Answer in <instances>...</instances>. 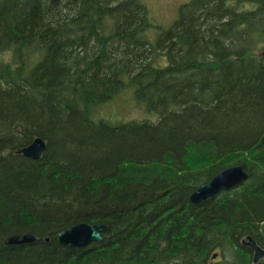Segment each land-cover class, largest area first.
Segmentation results:
<instances>
[{
	"label": "trees",
	"instance_id": "obj_1",
	"mask_svg": "<svg viewBox=\"0 0 264 264\" xmlns=\"http://www.w3.org/2000/svg\"><path fill=\"white\" fill-rule=\"evenodd\" d=\"M151 26L142 0H0V264H264L241 243L264 248V0ZM128 86L156 120L91 118ZM232 164L243 183L190 201ZM80 221L102 239L56 241Z\"/></svg>",
	"mask_w": 264,
	"mask_h": 264
},
{
	"label": "water",
	"instance_id": "obj_2",
	"mask_svg": "<svg viewBox=\"0 0 264 264\" xmlns=\"http://www.w3.org/2000/svg\"><path fill=\"white\" fill-rule=\"evenodd\" d=\"M46 146L45 140L41 136H36L29 144L16 149L17 153H22L33 159L41 156ZM248 178V172L240 164L229 165L216 172L208 181L199 184L189 195L192 202H201L206 198L216 195L222 190H228L232 187L243 183ZM105 223L96 222L88 223L80 221L70 224L58 231L56 241L68 247H83L93 241L102 239L101 231L104 229ZM35 236L31 233H12L5 237L6 243H25L31 242ZM48 239V237H46ZM241 243L248 246L253 251V261L256 262L264 256V248L258 245L256 240L247 235L241 240ZM217 253L212 255L215 258Z\"/></svg>",
	"mask_w": 264,
	"mask_h": 264
},
{
	"label": "rangeland",
	"instance_id": "obj_3",
	"mask_svg": "<svg viewBox=\"0 0 264 264\" xmlns=\"http://www.w3.org/2000/svg\"><path fill=\"white\" fill-rule=\"evenodd\" d=\"M187 1L189 0H142L152 23L147 31L150 39H154L160 31L170 26L178 14V7ZM90 116L95 120L103 118L111 122H123L143 119L154 121L158 115L139 103L135 98L133 87L128 86L108 101L91 107Z\"/></svg>",
	"mask_w": 264,
	"mask_h": 264
},
{
	"label": "flooded vegetation",
	"instance_id": "obj_4",
	"mask_svg": "<svg viewBox=\"0 0 264 264\" xmlns=\"http://www.w3.org/2000/svg\"><path fill=\"white\" fill-rule=\"evenodd\" d=\"M252 256H253V251L251 250Z\"/></svg>",
	"mask_w": 264,
	"mask_h": 264
},
{
	"label": "bare ground",
	"instance_id": "obj_5",
	"mask_svg": "<svg viewBox=\"0 0 264 264\" xmlns=\"http://www.w3.org/2000/svg\"><path fill=\"white\" fill-rule=\"evenodd\" d=\"M249 53V52H248ZM251 54V53H250ZM42 155V154H41Z\"/></svg>",
	"mask_w": 264,
	"mask_h": 264
}]
</instances>
